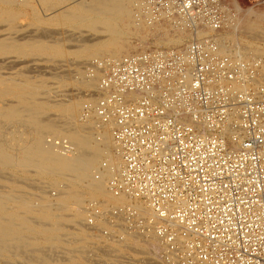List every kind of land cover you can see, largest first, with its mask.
Here are the masks:
<instances>
[{"label": "bare ground", "instance_id": "1", "mask_svg": "<svg viewBox=\"0 0 264 264\" xmlns=\"http://www.w3.org/2000/svg\"><path fill=\"white\" fill-rule=\"evenodd\" d=\"M16 1L0 0V3L10 5ZM18 1L29 5L30 0ZM39 1L51 10L69 0ZM72 1L74 6L62 7L58 11L55 8L54 14L62 18L63 23L65 21L71 25L73 30L90 32L93 37L86 39L87 36L81 35L76 40V36L70 38L71 35L49 42L53 37L45 41L43 38L48 34L43 33V36L37 33L26 38L21 35L22 39L10 35L0 36V57L4 58V62L5 57L13 54L25 58L28 63L32 57H45L56 62L69 56L76 60L75 75L59 77L68 81L61 85L67 87L73 82L84 90H90L89 95L78 101L66 98L60 100L65 103H57L51 101L49 96L51 84L32 79L22 68L26 74L19 75L20 70L17 69L19 71L17 73L16 70V74L19 76L16 78L13 75L7 78L2 74L3 77L0 73V258L6 264H130L126 255L132 254L147 260L148 256H154L162 249L153 226L136 228L126 224L128 219L133 222L135 216L108 217L110 210L124 207L133 208L137 217L145 220L153 219L155 212L143 201L127 195L116 196L110 190L111 179L123 166L113 136V123L103 124L95 112L83 115L86 108L97 105V93L98 98L102 97L100 82L106 66L136 54L128 53L134 46L138 47L136 40L141 41V44L153 42L152 46L156 47H178L186 45L193 36L203 38L215 35L218 54H231L248 65L255 58H263L260 67L254 71L259 78L244 84L251 87L257 83L264 87V51L259 52L258 46L253 44L242 45L232 36L240 28V17L233 19L230 16L225 28L214 32L205 26L190 28L183 19L166 13L155 18L144 9V0ZM232 4L237 11H241L236 2L232 1ZM10 11L1 10L0 24L9 31H15L13 25L15 18L19 17ZM246 13L250 16L249 20L241 28L251 38L264 42V12L250 8ZM53 16L50 18L54 19ZM35 20L39 21L38 18ZM37 24L42 25L40 21ZM68 42L73 45L69 47ZM66 44L70 51H67ZM121 52H127L128 55L117 57ZM103 56L109 57L104 59ZM95 57L99 60L91 59ZM1 60L0 63H3ZM90 60L86 68L89 74L86 76L83 72L86 66H83ZM99 62L105 63V67H100ZM13 63L9 66H14ZM56 64L59 66V63ZM98 87L99 92L96 91ZM138 96V93H131L127 98L132 101ZM234 133L232 129L225 128L222 135L231 137ZM62 134L66 137L57 139L56 135ZM51 180L54 181V195L50 193L51 190L47 191L50 188L48 186L52 185H47V181ZM91 205L99 208V214L89 223L88 206ZM151 224H155L154 220ZM104 230L108 232L105 234ZM192 238L188 235L186 240ZM136 260L141 264L140 260Z\"/></svg>", "mask_w": 264, "mask_h": 264}, {"label": "built area", "instance_id": "2", "mask_svg": "<svg viewBox=\"0 0 264 264\" xmlns=\"http://www.w3.org/2000/svg\"><path fill=\"white\" fill-rule=\"evenodd\" d=\"M143 3L153 17L166 13L193 29L220 32L230 17L225 0ZM218 48L211 35L111 63L102 97L84 111L113 123L123 166L110 190L155 212L151 220L131 207L108 213L135 216L129 226H153L161 243L147 260L126 255L130 264H264V87L244 84L259 78L263 58L248 65ZM131 93L138 98L130 101ZM225 128L234 135L223 136ZM88 214L90 223L99 208L88 206Z\"/></svg>", "mask_w": 264, "mask_h": 264}, {"label": "rangeland", "instance_id": "3", "mask_svg": "<svg viewBox=\"0 0 264 264\" xmlns=\"http://www.w3.org/2000/svg\"><path fill=\"white\" fill-rule=\"evenodd\" d=\"M18 1V0H17ZM14 2V4L12 3V4H10V5H4V4H2V3H0V12H1V10L2 9H8V11H10L9 9H11L13 12H15V15H16V17L18 18V19H16L15 18V22H14V27L16 28V32L15 31H9L8 30V28L6 29V27L4 26V25H2V24H0V36H8V35H10V36H12V37H14V38H20V37H22V38H26V37H30L31 35L33 36V35H35V34H40L41 33V35L43 36V34L44 35H47V36H44V38L43 39H45V41H47V40H50V38H51V36L53 37V38H51V40L49 41V42H54L55 40H56V38L57 39H60V38H64L65 36H71V35H73V36H71L70 38H75V36H76V40L78 39V37H80L81 35L83 36V37H86L87 36V38L86 39H88V38H90V36L91 37H93L94 35L92 34V33H90V32H87V31H79V30H73V27H70L71 25H69L67 22H65L64 21V23H63V19L62 18H60V17H57L55 14H56V10H55V8H57V11H58V9H60V8H64V7H66V8H68V7H72V6H74V4H73V1L72 0H69V1H67V2H63L62 4H60L59 6H56L55 8L53 7V9H47V7H45L43 4H42V2H40L39 0H28L29 2V5H25V4H21L19 1L18 2ZM226 1V6H227V8L228 9H230L229 10V12H228V14H229V16H232L233 17V19H235V17H240L241 19H240V28L238 29V30H236V31H234L233 32V34H232V36L239 42V43H241L242 45H249V44H253L254 46H258V48H259V52L261 51V52H263L264 51V42L263 41H261V40H255L254 38H251L250 37V35L249 34H246V32H244L243 30L244 29H242L243 28V25L245 24V22H247V20H249V14H247L246 12L248 11V10H250V8L251 9H255V11L257 10V11H259V12H264V3L263 4H260L258 1H260V0H225ZM232 1L233 2H236V6L237 5H239L240 7H241V11H237L236 9H235V6L232 4ZM72 2V3H71ZM17 3V4H16ZM20 3V4H19ZM27 3V4H28ZM15 5V6H14ZM20 7H19V6ZM24 5H25V7H24ZM63 5V6H62ZM5 6V7H4ZM7 7V8H6ZM12 7V8H11ZM33 7V8H32ZM15 9V10H14ZM65 9V8H64ZM16 10H17V13H16ZM31 10H34V11H31ZM41 10V11H40ZM46 10V11H45ZM12 11H10V12H12ZM20 11V12H19ZM35 11L37 12V13H35ZM18 13H20V15L18 14ZM37 14V15H35V14ZM55 13V14H54ZM53 15H55V17L53 16ZM32 16V17H31ZM51 16H53L54 17V19L52 18H50ZM35 17V19H39V21H40V23H42V25L41 24H37L38 22H37V20H33V18ZM51 19V20H49V18ZM60 19V20H59ZM60 22H59V21ZM44 23H43V22ZM53 21V22H52ZM47 23V25H46V23ZM50 22H52V24L50 23ZM59 23V24H57V23ZM62 25H61V24ZM66 23V24H65ZM18 24V25H17ZM49 24V25H48ZM55 24V25H54ZM32 25H34V27H32ZM44 25V26H43ZM4 26V27H3ZM18 26V27H17ZM38 27V29H33V28H37ZM43 26V27H42ZM24 27V28H23ZM242 27V28H241ZM45 29V30H42V29ZM5 29V30H4ZM17 29H18V31H17ZM39 29H41L42 30V32H41V30H39ZM57 29V30H56ZM62 29V30H61ZM242 29V30H241ZM7 30V31H6ZM21 30V31H20ZM26 30H29V31H26ZM73 30V31H72ZM24 31V32H23ZM40 31V32H39ZM45 31V32H44ZM14 33V36L12 35L13 33ZM47 32V33H46ZM52 32V33H51ZM56 32V33H55ZM57 32H60V33H62V34H60V33H57ZM64 32V33H63ZM87 32V33H86ZM10 33V34H9ZM17 33V34H16ZM23 33V34H22ZM43 33V34H42ZM76 33V34H75ZM5 34V35H4ZM7 34V35H6ZM26 34H28V35H26ZM50 34V35H49ZM22 35V36H21ZM41 35H39V36H41ZM60 35V36H59ZM17 36V37H16ZM41 36V37H42ZM55 36V37H54ZM22 38H20V39H22ZM66 38V37H65ZM69 38V39H70ZM194 38H197V37H195V36H193V38H190L189 40L190 41H192ZM53 39H55L54 41H53ZM192 39V40H191ZM134 40V39H133ZM132 40V42H134L135 43V40L133 41ZM189 40H187V42H186V45H188L189 43H190V41ZM137 42L135 43L136 44V46H138L137 48L134 46V48L132 49V51H128V53L130 52V53H132V54H134V53H139V52H142V51H146V50H150V49H180V48H183V47H185L186 45L184 44V45H180V46H159V47H156L154 44V46H152V44L151 43H153V42H148V43H146V44H141V41H139V40H136ZM139 41V42H138ZM189 41V42H188ZM248 43H247V42ZM252 43H251V42ZM256 42V43H255ZM68 45H70L69 47H71L72 45H73V43L72 42H68L67 43ZM66 44V48H67V51H70V49H69V47H68V45ZM138 44V45H137ZM170 47V48H169ZM135 49V50H134ZM231 49H233V48H231ZM234 50V49H233ZM259 54V53H258ZM124 55H128L127 54V52H121L117 57H122V56H124ZM10 57V58H9ZM12 57V58H11ZM103 57H105L104 59H106L107 57H109V56H103ZM1 58V57H0ZM7 58H9V59H7ZM5 57V62H4V58H1V59H3V60H1V61H3V63L1 62L0 63V68H2V70L0 69V73H1V75L3 74V75H5L7 78L9 77V78H12V75H13V77H15L16 78V76H19L20 75V73L22 74H26V72H27V76H29V77H31L32 76V79L33 78H35L34 80H42V81H46V83H47V85L49 84L50 85V93H49V96H51V101L52 100H54V101H56L57 103L59 102H61V101H64V100H66V98L68 99L69 98V100H75V101H78V100H80L81 98H83V97H86L87 95H89V91L90 90H88V89H82L81 87H79V85L78 86H76V83H73V82H71V84L69 83V86H62L63 84H66V83H68V81L66 80H64V79H62V78H59V77H61V76H64V75H68V74H73V75H75V73H74V69L76 68V63H75V59H73V58H70L69 56L65 59V60H57L56 62H54V60H47V58H45V57H32V58H30V60H29V63H28V61L25 59V58H23V57H19L18 55H10V56H8V57ZM45 58V59H44ZM33 59H36L35 61L37 62H35ZM93 61H95L96 59L97 60H99V58H91ZM117 59V58H116ZM8 60V61H7ZM23 62H22V61ZM25 60H26V63L24 64V62H25ZM68 60H69V62H73V64L75 65H73L72 66V63H70L69 64V62H68ZM72 60V61H71ZM92 60H90V61H87V63H85L84 64V66L83 67H85V68H83V72H85V75L87 76L88 74H89V72H87L88 70L86 69V68H88V63H91V61ZM11 61H12V63L13 62H15V63H13V65L14 66H9V65H12V63H11ZM20 61H21V65L19 64L20 63ZM52 61V62H51ZM62 61V62H61ZM8 62V63H7ZM18 64H17V63ZM34 64H33V63ZM47 62V63H46ZM49 62H51V63H49ZM67 62V63H66ZM6 63H7V65H6ZM32 63V64H31ZM56 63H59V66L56 64ZM88 64V65H87ZM64 65V66H63ZM68 65V66H67ZM4 66V67H3ZM6 66V67H5ZM16 66V67H15ZM23 66H26V67H23ZM39 66V67H38ZM51 66H52V68H51ZM8 67V68H7ZM56 67V68H55ZM15 68V69H14ZM23 70H25V71H22V69ZM25 68V69H24ZM30 68V69H29ZM58 68H60V69H58ZM10 69V70H9ZM13 69V70H12ZM17 69H19V70H17ZM28 69H29V71H28ZM48 69V70H47ZM50 69V70H49ZM55 70V71H53V70ZM16 70H17V73H18V71H19V75L18 74H16ZM67 70V71H66ZM14 71V72H13ZM63 71V72H62ZM66 71V72H65ZM69 71V72H68ZM10 72V73H9ZM25 72V73H24ZM44 72V73H43ZM46 72V73H45ZM7 73H9V74H7ZM48 73V74H47ZM60 73V74H59ZM62 73V74H61ZM16 74V75H15ZM2 75V76H3ZM10 75V76H9ZM44 75V76H43ZM57 75V77L55 78V76ZM5 76H3V77H5ZM50 76H52V78L50 77ZM54 76V77H53ZM43 78V79H42ZM57 80H59V81H57ZM51 81V82H50ZM57 84H56V83ZM66 82V83H65ZM76 82V81H75ZM100 82V81H99ZM54 84V85H53ZM62 84V85H61ZM75 84V85H74ZM58 85V86H57ZM52 87V88H51ZM57 87H59V88H57ZM100 87V86H99ZM99 87L96 89V91L97 92H99ZM57 88V89H56ZM63 88V89H62ZM55 89V90H54ZM62 91H61V90ZM65 89H66V91H65ZM72 90V91H71ZM83 92V93H82ZM87 92V93H86ZM96 93V92H95ZM63 94H64V97H63ZM66 95L68 96V97H66ZM85 95V96H84ZM52 96H54V97H52ZM56 96V97H55ZM62 96V97H61ZM59 97V98H58ZM74 97V98H73ZM77 97V98H76ZM99 97V93H97V101H98V98ZM63 99V100H62ZM61 100V101H60ZM53 101V103H55ZM61 103H65V102H61ZM83 115H85L84 113H83ZM57 136V139L59 138V137H66L65 135H56ZM49 140V139H48ZM15 174L16 175H18V173L17 172H15ZM19 177H20V175H18ZM17 176V177H18ZM53 180H51V181H47V185H51V186H48V187H50L49 189H47V191L49 192V190H51V194L53 193V195L54 194H56V191L54 190V187H53V183H54V181L52 182ZM102 199V198H101ZM105 201H107L108 199H104ZM104 201V202H105ZM7 262H5V260H2V258H0V264H6ZM14 264H21V263H19V262H13ZM8 264H12V263H8Z\"/></svg>", "mask_w": 264, "mask_h": 264}]
</instances>
